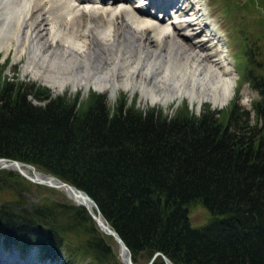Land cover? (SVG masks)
<instances>
[{
  "label": "trees",
  "instance_id": "1",
  "mask_svg": "<svg viewBox=\"0 0 264 264\" xmlns=\"http://www.w3.org/2000/svg\"><path fill=\"white\" fill-rule=\"evenodd\" d=\"M223 9L257 15L251 30L232 27L242 49L237 72L257 94L249 108L236 97L222 109L205 104L195 114L183 104L168 114L125 96L110 108L95 91L82 104L6 79L0 65V157L85 192L133 263L160 253L172 264H264V0H229ZM13 175L0 170V184ZM199 206L206 221L193 227ZM0 239L61 264H122L114 239L83 207H0ZM153 264L165 263L158 256Z\"/></svg>",
  "mask_w": 264,
  "mask_h": 264
},
{
  "label": "bare ground",
  "instance_id": "2",
  "mask_svg": "<svg viewBox=\"0 0 264 264\" xmlns=\"http://www.w3.org/2000/svg\"><path fill=\"white\" fill-rule=\"evenodd\" d=\"M75 1L76 5L66 0H0V51L15 47L19 54L27 52V69L41 71L53 90L67 84L73 88L94 85L112 93L120 87L138 88L153 105L186 96L198 106L207 100L221 107L232 97L230 71L216 67L218 60L202 54L208 41L218 43L217 33L210 32L206 40L195 44L187 34L169 33V26L152 13L154 9L166 16L173 10L180 24L178 28L170 22L173 31L190 28L202 34L207 29L206 12L197 2L142 0L138 4L145 7L130 10L127 0ZM186 3L187 10L179 5ZM189 11L196 15V22L194 17L183 19ZM178 37L186 43L181 44ZM23 168L30 173L27 166ZM65 194L74 204L83 203L73 193ZM88 208L94 212L92 205ZM0 253V264H23L15 254ZM120 255L126 256L122 247Z\"/></svg>",
  "mask_w": 264,
  "mask_h": 264
},
{
  "label": "rangeland",
  "instance_id": "3",
  "mask_svg": "<svg viewBox=\"0 0 264 264\" xmlns=\"http://www.w3.org/2000/svg\"><path fill=\"white\" fill-rule=\"evenodd\" d=\"M192 1L198 2L197 0H192ZM227 1L229 0H222V1L201 0L200 8L202 10V13L206 12V15H208L209 17V18L207 17V20H205V24H207L206 25L207 29H205V32L202 34L197 32V29L192 30L190 28H186L185 30L178 29V31H173L172 27L169 29V33H180V34H183V32L186 33L187 35H189L190 41L195 44H200L204 40H206L207 39L206 37H208L206 35H208L210 32L213 33V30L218 31L217 33L218 44L216 40L211 39V41H208L202 54L203 55L209 54L213 57L212 58L213 60L214 59L218 60L219 64L216 65V67H219V65H221L223 66V69L227 68L230 71L229 77L234 82L232 97L228 100V102H226L221 107H213L212 103L207 100L206 101L203 100L202 103L198 106L195 102L191 103L186 96H184L180 100L169 102L165 105L163 104L153 105L150 104L147 98L142 96L138 88H134L133 90H131L130 88L123 89L120 87L116 92L112 93L110 91H104V90L100 91L94 85H90L88 88L80 87V86H76L75 88H73L74 86H72V84H67L65 87H63V89L61 88L59 90L58 88H56V90H53L43 81V76L41 71L27 69L28 53L20 52L19 54L18 52H16L17 50L14 49L15 47L9 48L7 52L0 51V65L4 66L7 63V65L2 70L4 75L3 77L10 80L14 79L23 82L35 83L36 85L45 87L47 88L48 91H50L52 97L66 96L67 99H73L77 97L82 104L83 102L86 101L87 98H89V95L92 91L101 92L105 94L106 104L110 108L112 107V105H115L117 100H119L123 96H125V99H127L129 103L135 102V106L142 111H144L147 108H154L155 110L159 109L162 112H166L168 114H173L174 112H176L178 108H181L183 104H186L190 112H193L195 114H197L205 104L209 105L211 109L218 110L228 105L230 101L236 97L239 99L238 101L241 105H243L245 108H249L251 101L257 97V94L253 92L246 83H243L240 74L237 72L236 55L241 56L242 49L239 47L240 45L237 43L238 39L236 38L235 31L232 29V27L235 23L237 26V24L240 22L241 24H245L246 29L251 30L253 29V26L250 23L251 19L257 18V15L254 14L253 11L247 13L245 12L246 10H243L242 12H238L237 14L234 12H228L229 9H226V12H224L223 6H227ZM241 1L244 2V0ZM84 5L80 4L78 7ZM128 5L129 4L126 3L125 6L127 7ZM229 8L233 10L232 8L234 7L230 4ZM231 16L233 18L235 17L236 20L235 22L231 18ZM165 18L164 19L166 22L162 23L164 25L170 24V20H173V19H167V16ZM83 20H84L83 18L80 19V21ZM178 21L176 22L177 23L176 26L179 28L180 24L178 23ZM178 40L183 45L186 43V40L183 38L178 37ZM241 41L242 39H239L240 43ZM208 47H211V49H208ZM224 55H226L227 59L224 58L225 57ZM223 59H225V61ZM131 99H134V101H132ZM34 102L37 103L36 100H34ZM6 170H10V169H6ZM11 171L14 174H17V177L13 175V177H15L16 179L15 181L3 180L8 183L7 185L0 184V188H5L4 190H0V207L9 208L13 214H17L20 211V208H25L28 209L29 211L37 210L49 202L75 206L70 200L66 198L62 190L53 189L43 185H36L24 179V177H22L18 172L14 170ZM25 194L31 195V199L29 201L25 199ZM19 195H21V197ZM13 209H15V211ZM189 218H190V223L193 227L202 226L206 221V211L201 206L193 208L190 211ZM82 237L83 236H78L79 240ZM72 241L74 242L76 240L73 239ZM108 243L109 245L113 246V244L110 241H108ZM0 245H3L1 241H0ZM115 247H116V251L120 253L117 245ZM9 250L11 254L9 253L6 254L15 256L14 254L17 250L12 248ZM37 253L38 250L34 248V250H31L28 254L24 256V259L31 260L32 258L36 257ZM0 256H2V253H0ZM62 256H64V254H62ZM38 263L60 264L59 261L58 262L40 261ZM86 263L89 264L90 262L86 261L85 264ZM78 264H84V263L80 262Z\"/></svg>",
  "mask_w": 264,
  "mask_h": 264
},
{
  "label": "water",
  "instance_id": "4",
  "mask_svg": "<svg viewBox=\"0 0 264 264\" xmlns=\"http://www.w3.org/2000/svg\"><path fill=\"white\" fill-rule=\"evenodd\" d=\"M24 166H27L31 170L32 174L26 173L25 169L23 168ZM3 168L15 170L21 176H23L24 179L36 185H43V186H47V187L57 189V190H62V191L65 190V193L66 192L73 193L78 199H82L83 203L81 204H74L73 202L72 203L76 206L84 207L87 210L89 216L92 218V220L95 222V224L99 228V230L105 235L113 237V239L116 241L119 247V251L121 247L126 251L125 258H123L119 254L120 260L123 264H136L132 262L131 254L128 248L125 246V244L120 239V237L117 235V233L110 227L108 222L102 217L95 202L85 192L78 190L72 185L57 179V177H55L52 174L38 171L33 165L26 164L18 160H10L8 158L0 157V169H3ZM88 205H92L94 207V212H92L88 208ZM13 210L15 211V209ZM158 256L162 257L165 264H172L165 256L160 255V253H155L152 256V258L149 260V262L146 264H153V262Z\"/></svg>",
  "mask_w": 264,
  "mask_h": 264
},
{
  "label": "flooded vegetation",
  "instance_id": "5",
  "mask_svg": "<svg viewBox=\"0 0 264 264\" xmlns=\"http://www.w3.org/2000/svg\"><path fill=\"white\" fill-rule=\"evenodd\" d=\"M44 173H47V172H44ZM50 174V173H49ZM20 197H21V195H19ZM28 196H29V198H28ZM25 199L27 200V201H29L30 199H31V195H28V194H25Z\"/></svg>",
  "mask_w": 264,
  "mask_h": 264
}]
</instances>
